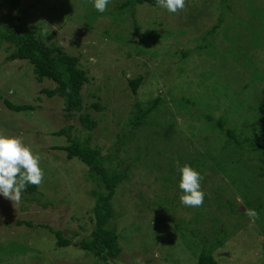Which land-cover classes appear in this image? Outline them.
<instances>
[{
    "label": "rangeland",
    "instance_id": "rangeland-1",
    "mask_svg": "<svg viewBox=\"0 0 264 264\" xmlns=\"http://www.w3.org/2000/svg\"><path fill=\"white\" fill-rule=\"evenodd\" d=\"M122 1L129 0H109L101 13L93 7V0H0V23L27 25L23 30L36 27L42 37L55 33V46L80 57L89 77L82 91L84 104L99 122L89 133L94 145L105 155L120 147V157L129 163L141 158L131 181L123 184L114 200L116 212L122 215L117 231L123 253L117 264H196L206 247L204 242L215 231L218 234V229L222 230L218 240L207 247L219 264H264V178L256 172L257 153L249 152L246 146L228 156L230 151L220 153L222 146L215 136L204 141L208 135L201 132L203 121L173 101L180 97L199 99L198 108L190 107L194 113L213 112L219 117L228 106L227 97L240 98L239 103H244L227 117L236 125L238 138L251 137L252 127L245 122L257 126L256 117L261 107L264 109V83L258 81L264 80V0H228L225 8L219 5L221 0H189L176 13L148 4L120 11ZM220 14L222 27L214 35L218 50L211 56L197 53L195 48L218 23ZM8 47L0 43V133L20 138L40 156L43 178L36 198L50 206L44 209L39 203L23 202V196L19 203L0 196V264H92L93 258L78 248H57L56 239L46 230L15 224L31 220L50 225L77 242L89 236L84 229L93 227L88 211L94 199L89 195L93 184L87 181L88 169L67 161L62 151L52 150L67 145L65 137L53 134L72 123L78 126L77 117L69 122L62 99L42 92L53 89L54 82H39L27 61L7 60L11 54ZM245 48L251 55L244 54ZM184 51H192L187 59L182 57ZM139 77L144 82L135 94L128 80ZM244 85L248 87L244 89ZM157 97L164 104L163 117L154 118L147 127H129L136 106L146 108ZM5 101L35 110L12 112ZM214 106H220L217 112ZM170 121L175 143H166L162 135L155 134ZM262 125L258 131L264 137ZM122 135L123 145L118 143ZM257 141L264 151V140ZM138 147L143 154L138 153ZM198 156L207 164H197L207 201L198 207L185 206L180 202L181 192L172 190L173 175L166 182L167 170L159 172L156 165L168 168L169 158L184 163L197 161ZM238 158L240 164L235 163ZM154 191L160 196L164 192L169 203L172 198L168 210L154 211L151 204L146 206L139 200L141 194L153 200ZM243 196L252 202V209L263 208L255 220L245 214L251 208ZM227 201L233 204V213ZM171 217L180 219L175 224L185 233L175 231V225L168 221Z\"/></svg>",
    "mask_w": 264,
    "mask_h": 264
},
{
    "label": "trees",
    "instance_id": "trees-1",
    "mask_svg": "<svg viewBox=\"0 0 264 264\" xmlns=\"http://www.w3.org/2000/svg\"><path fill=\"white\" fill-rule=\"evenodd\" d=\"M187 1L189 0H185V2ZM227 1L228 0H221L219 2L221 8H225ZM136 4H148L153 7L159 5L157 0H129L122 1L118 10L130 11ZM220 15L221 16L217 19L218 23L207 35L202 37V43L195 48L197 53L200 52V54H203L205 52L207 55L211 56L213 51L218 50L214 35L216 34V31L222 27L223 15ZM26 26L22 25L21 27H12L6 25L5 23H0V43L3 42L7 44L9 46L7 49H11V54L7 59L8 61H27L33 67L34 74L38 78L39 82H42L45 79L54 82L55 87L53 89L45 88L42 90V92L49 98L58 97L62 99L64 103V116L69 122L71 120L74 121L77 117L79 122L78 126L72 123L53 134L59 137H65L67 140V145L52 147V150L62 151L65 154L67 161L79 162L84 165L86 169H88L89 172H87L88 175L86 176L87 181L93 184V189L89 192V195L94 199L93 208L88 211V215L90 224H92L93 227L89 230L84 229V231L90 232L89 236L74 242L71 239L65 238L63 231L54 229L50 225L35 224L31 220H18L15 222V224L17 226H25L27 228L46 230L56 239L57 248H78L86 256H91L93 258L92 264H117V261L120 259L123 253V248L120 245V235L117 231V223L119 219H121L122 215L116 212L114 200L118 190L123 186V184L131 181L133 168H135V165L141 160V158L137 157L134 162L129 163L126 159L120 157V147H116L114 151H108L105 155L98 145H94L92 142V137L89 133L98 126L99 122L92 117L91 113L85 107L82 95L83 88L89 83L88 71L83 69L80 57L68 54L63 47L55 46L53 43V40L56 36L55 33H51L46 37H42L40 30L36 27L30 28L29 30H23L26 28ZM134 26L138 28L136 23ZM137 28L135 31H137ZM257 40L258 37L256 38V41ZM247 49L248 48H245L244 54L249 56L251 54L249 51H246ZM190 52L192 51L182 52L183 59H187L190 56ZM254 54L256 55V52ZM254 58L257 59L258 55H256V57L254 56ZM249 66L250 65L248 64L246 68ZM262 76L264 77V75ZM258 81L259 83H264V80L262 81L260 78H258ZM143 82V77L128 80L129 86L135 94H137L138 89L141 87ZM243 87L246 89L248 86L244 85ZM225 89L228 90L229 88L226 87ZM229 98L230 97L226 98L228 106H226L224 113L219 117H216L215 113L213 112H203L201 115L196 114L198 111L194 113L190 107H197L198 105L196 102H198L199 99H194L193 101L186 97H180L174 99L173 101L180 104L179 108L181 110H185L186 112L188 111L192 115L196 116L198 121H203L204 124H202L203 129L201 132H203L205 135H208V137L204 138V141H210L215 136L217 140H220V145L222 146L220 153L224 154L225 152L230 151V154L226 153L228 156L231 155L236 149L241 151V149H244L243 146H246L249 152L257 153L256 157H258L257 160L259 165L256 167L258 168L256 172L259 178H264V151L262 150V146L257 141L264 140L263 133L258 131V129H260V125L263 127L262 124H264V109L261 107V111L259 113L260 116L256 117V120L258 121L257 126L245 122V126L252 127L251 137L238 138L237 127H234L236 125L230 123V120L227 116L231 115V111L234 110L238 104L244 103V101L242 100V102L239 103L241 100L240 98H238L237 101L236 99ZM5 105L10 111L16 113L31 112L35 110L33 106L16 105L9 101H5ZM92 107L97 110L101 109V106L98 104H93ZM161 107H164V104L160 97H157L151 101L146 108H142L138 104L136 106V114L129 121V127L132 126L135 129H139L141 127H147L151 125V122L154 118L163 117V111ZM214 108L217 112L220 106H214ZM254 111L257 114V111ZM166 124L167 126H162L159 131L155 132V134L158 136L162 135V138H164V142L166 143H175V140H172L174 124L172 121ZM130 134L131 136L135 135V133L131 131ZM123 137H125V135H122L121 138H118V143L122 145L124 144ZM143 147L148 151L150 150L148 145H144ZM138 149V153L143 154L142 147H138ZM156 154L160 157L162 156L160 151H158ZM190 156H192V154H190ZM199 159L200 157L197 159V161L188 160L184 161V163L181 161L178 163L174 159L169 158L168 168L160 167V165L157 164L156 169L159 172L167 170V179L165 178L166 182L168 179H170L169 176L173 175L171 178V183L173 184L172 190L177 188V191L181 192L178 187L179 171L177 163L180 166L188 164L200 173L199 166L197 164H207H205L204 161L203 163ZM241 161L242 160L238 158L235 160V163L240 164ZM176 173L178 176H176ZM38 189V185H27L26 189L21 194V196H23V202H36L39 203L44 209L48 208L50 206L49 203H44L37 200L36 196L39 191ZM155 192L159 191H154L153 200H147L143 194H141V197L139 196V200L145 203L146 206L151 204L154 211L168 210L169 204H172V198L169 199L171 200V203H169L167 199H164V192H162V196L157 195ZM243 198L245 205L252 209L253 204L248 200V197L243 196ZM204 200L207 201V198L205 197ZM174 201L177 202L176 200ZM227 204L231 210V213H233V204L230 203V201H227ZM22 209H26V207L22 205ZM262 209L263 208L260 207L258 210ZM258 210H256V212ZM262 219L263 218L261 216V220ZM179 220L180 219L171 217L168 221L175 225L176 232L185 233L182 229H180L178 224H175L176 221ZM218 230V234L222 232L221 229ZM191 231L186 232L190 233ZM190 234L197 235L196 232H191ZM218 234L215 231L214 236L207 238L208 241L204 242L206 243V247H204L202 252H200V254L197 256L196 264H219L218 260L213 255L212 249L207 247V245H212L214 240H218ZM77 235L78 234L75 236ZM181 237L180 239L186 240L185 236L182 238ZM186 241H188V239Z\"/></svg>",
    "mask_w": 264,
    "mask_h": 264
},
{
    "label": "clouds",
    "instance_id": "clouds-1",
    "mask_svg": "<svg viewBox=\"0 0 264 264\" xmlns=\"http://www.w3.org/2000/svg\"><path fill=\"white\" fill-rule=\"evenodd\" d=\"M109 0H93V7L103 13ZM160 7L176 13L185 7V0H157ZM178 187L180 202L185 206L198 207L204 201L201 189V174L188 164L180 166ZM43 178L40 156L22 143L20 138L0 133V196L19 203L26 186L39 185ZM245 214L253 220L258 218L255 209H246Z\"/></svg>",
    "mask_w": 264,
    "mask_h": 264
}]
</instances>
